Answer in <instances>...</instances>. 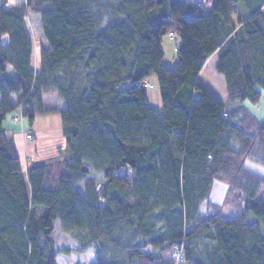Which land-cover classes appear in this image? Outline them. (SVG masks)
I'll list each match as a JSON object with an SVG mask.
<instances>
[{
	"label": "trees",
	"instance_id": "16d2710c",
	"mask_svg": "<svg viewBox=\"0 0 264 264\" xmlns=\"http://www.w3.org/2000/svg\"><path fill=\"white\" fill-rule=\"evenodd\" d=\"M200 1L0 0V264H264V178L245 167L264 169V117L242 105L264 89V1L237 22L253 0ZM214 53L224 102L197 80ZM43 94L64 145L23 171L2 123L32 125ZM55 223L77 248L54 249Z\"/></svg>",
	"mask_w": 264,
	"mask_h": 264
},
{
	"label": "crops",
	"instance_id": "0c3cea01",
	"mask_svg": "<svg viewBox=\"0 0 264 264\" xmlns=\"http://www.w3.org/2000/svg\"><path fill=\"white\" fill-rule=\"evenodd\" d=\"M16 1L17 2H15V4L21 3L24 0H16ZM263 1L264 0H253V3L249 5V8L247 10V15L253 10H255L258 7V5H260ZM11 5H14V4H11ZM204 14H207V15L211 14V10L208 13L205 12ZM39 32H40L39 29H37V32L36 30L35 32L32 31L36 45L41 41ZM213 58L216 59V53H214L206 61V63L212 60ZM206 63L204 64L202 70L200 71L197 77L198 82H200V77L202 76ZM150 82L153 84L154 87L152 89L153 91L151 90V92L148 93L149 105L153 109L157 111H161V102H160V97H159L157 80L156 78H151ZM201 85L207 88L208 90H210V88L213 89L211 85H209V88L205 86L203 83H201ZM214 93H216L217 95L219 94L215 90H214ZM221 101L224 102L225 99L222 98ZM42 107L47 112L42 115L36 116L33 120L32 125H29L26 118H22L20 121L15 122L12 119L13 114H11L10 117L4 120L2 123L3 130L14 141L19 165L23 171H26L28 168L32 166L43 165V164L54 161L57 158L58 150L61 149L64 145V138L62 136L60 126L57 131L52 132V129H51L52 127H50L49 121H45L46 127L40 126V128L37 127V122H36L38 117H39L38 120H40L41 117L43 116L52 117L53 114H57V116H59V112L64 109L62 102L59 99H57L54 94H43L42 95ZM45 137H53L55 139L54 143L51 145L46 144L44 142Z\"/></svg>",
	"mask_w": 264,
	"mask_h": 264
},
{
	"label": "rangeland",
	"instance_id": "374dc122",
	"mask_svg": "<svg viewBox=\"0 0 264 264\" xmlns=\"http://www.w3.org/2000/svg\"><path fill=\"white\" fill-rule=\"evenodd\" d=\"M9 1H10V4H15V2H17L16 0H9ZM247 6H248V4H245V3L241 4L242 11H239V13H237L234 16L235 22H237V20H239V18L242 19L244 16H246L245 11L248 10ZM210 10H211L210 7L206 6V7H204L203 12L208 13ZM35 17H37V16H35ZM34 19H37V18H34ZM29 26L33 32H35V30L37 32V29H39V25L38 24L36 25L33 22V20H31L29 22ZM36 35H37V33H36ZM39 35L43 39V36L41 35V31L39 32ZM37 37H38V35H37ZM35 38H36V36H35ZM2 41L6 42V37H3ZM179 42L180 41L177 37L174 38V37H171L169 35H165L161 38V50L163 53L162 62L164 65H166L168 67H171L174 65L175 55H176L175 47L179 45ZM215 61H216V59L213 58L212 60H210L209 62L206 63V66L204 68L202 76L200 77V82L203 83L208 88H209V85H211L213 89L210 88V90L213 92V94L216 97L220 98V100L222 98L226 99V95H225V91H224L225 89H224L223 78L215 72ZM128 85H129V83H127V82L123 83V86H125V87ZM152 89H153L152 87L149 88V90H147V92L150 93ZM214 90L217 93H219L222 97L219 94L217 95L216 93H214ZM242 105L247 110H249L258 121H261L264 117V89H261V97H260L257 104L253 105L249 101L245 100L242 102ZM10 115L11 114H8L5 118V120L8 119L10 117ZM14 116H18V115L13 114L12 119L14 118ZM38 118L36 121L38 128H40V126L46 127L45 121L50 122V127H52L51 128L52 132L57 131L59 126H60V118H59V116H57V114H53L52 117L43 116V117H41L40 120H38ZM21 119L22 118H19V121ZM54 141H55V139L53 137H45V139H44V142L46 144H50V145L53 144ZM245 167L247 170H249V171H251V172H253V173L264 178V169L263 168L258 167L252 163H249V162H247L245 164ZM220 193L221 192L217 193V191H216L215 194H220ZM263 195H264V189L262 190V192L260 193L258 198H261ZM215 198H214V200H220L221 197H217V199H215ZM212 200H213V197H212ZM203 210L204 209H202V211ZM202 211L200 213H202ZM51 237L53 240L55 250L60 249V248L75 249L78 247V245L72 240V238L68 234L61 231L58 223H55L54 230H53ZM94 261H95V254H94L93 250H88L84 254H76V253L71 252L68 256L58 255L56 257V264H92Z\"/></svg>",
	"mask_w": 264,
	"mask_h": 264
},
{
	"label": "built area",
	"instance_id": "2783aa9c",
	"mask_svg": "<svg viewBox=\"0 0 264 264\" xmlns=\"http://www.w3.org/2000/svg\"><path fill=\"white\" fill-rule=\"evenodd\" d=\"M205 2H206V0H201L200 3H198V4H199V6H201V5H202L203 3H205ZM144 86H145V87H148V88L153 87V85H151V84L148 85V86H147V84H145ZM19 118H20V117H18V116H14L13 120H14L15 122H17V121L19 120ZM179 260H180V257H179Z\"/></svg>",
	"mask_w": 264,
	"mask_h": 264
},
{
	"label": "bare ground",
	"instance_id": "6f19581e",
	"mask_svg": "<svg viewBox=\"0 0 264 264\" xmlns=\"http://www.w3.org/2000/svg\"><path fill=\"white\" fill-rule=\"evenodd\" d=\"M198 6H199V4H198Z\"/></svg>",
	"mask_w": 264,
	"mask_h": 264
}]
</instances>
